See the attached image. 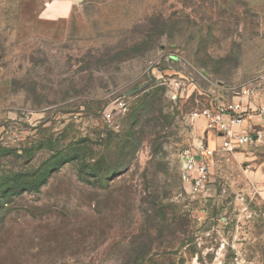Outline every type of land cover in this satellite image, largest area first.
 <instances>
[{"label": "rangeland", "instance_id": "obj_1", "mask_svg": "<svg viewBox=\"0 0 264 264\" xmlns=\"http://www.w3.org/2000/svg\"><path fill=\"white\" fill-rule=\"evenodd\" d=\"M239 101L264 0H0V264H264V137L202 117Z\"/></svg>", "mask_w": 264, "mask_h": 264}, {"label": "built area", "instance_id": "obj_2", "mask_svg": "<svg viewBox=\"0 0 264 264\" xmlns=\"http://www.w3.org/2000/svg\"><path fill=\"white\" fill-rule=\"evenodd\" d=\"M249 92L246 93L248 95ZM207 129L217 134L221 140L220 150L225 153H237L245 147L261 143L264 137V106L254 107L250 102H236L228 106L209 109L202 113ZM109 120L112 115L107 116ZM198 155L211 157L213 152L205 145L198 149ZM184 168L193 176L197 186H205L208 169L197 162L191 150L184 154Z\"/></svg>", "mask_w": 264, "mask_h": 264}, {"label": "trees", "instance_id": "obj_3", "mask_svg": "<svg viewBox=\"0 0 264 264\" xmlns=\"http://www.w3.org/2000/svg\"><path fill=\"white\" fill-rule=\"evenodd\" d=\"M116 171H119V169H117Z\"/></svg>", "mask_w": 264, "mask_h": 264}]
</instances>
